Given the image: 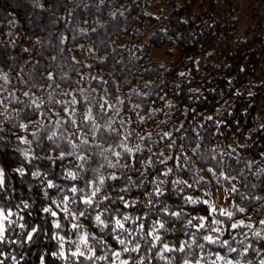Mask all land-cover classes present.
I'll list each match as a JSON object with an SVG mask.
<instances>
[{
    "label": "trees",
    "instance_id": "trees-1",
    "mask_svg": "<svg viewBox=\"0 0 264 264\" xmlns=\"http://www.w3.org/2000/svg\"><path fill=\"white\" fill-rule=\"evenodd\" d=\"M165 5L156 13L151 12L153 0H0V69L9 74L10 84L4 86L0 79V100L4 97V103L8 106L10 119L6 120L0 129V264H15L27 255L23 264H40V256L43 249H47L48 255L44 257L45 264H65V261L54 259L51 253L56 245L52 242L41 244L34 243L20 245L28 238L31 229L39 225L41 232L45 229L49 237L54 230L52 221L59 219L66 227L68 222L64 220L63 213L53 204V199L59 197L58 203L63 201V194L71 196L67 188L71 187V181L64 179L65 172L74 168L77 161L74 157H65L63 160L50 161L48 155L56 156L61 150L68 152V145L62 144L61 148H55L51 141L46 139L51 128L40 133L39 139L31 134V127L25 129L22 125L36 119V110L32 105L31 94L25 96L24 92L31 90L37 96L44 95L40 88L47 87L51 83L49 93L52 94V102L45 105V111L49 107L53 109L52 123L57 117L55 111L64 116V109L78 112L84 111L86 106H91L92 111L98 117L103 116L99 105L100 97L105 89L108 92L110 102L104 105L105 109H111L112 104H118L117 97L123 99L121 116L125 125L117 124L123 129L129 117L133 121L136 115L129 111L128 93L138 87L141 91H150L147 98L132 95V103L141 104L146 114L148 108L162 107L167 99H172L175 108L168 125H163L165 131L173 128V136L176 143L172 148L170 139L160 140L153 133L152 140H145L143 153H136L130 160L135 168H141L139 161L147 159L150 155L147 147L159 152L164 149V155H171L172 165L175 161H183L181 147L187 152L188 148L201 144L200 155L209 158L208 149L213 144H218L228 150L230 138L234 136L237 143L233 146L250 145L237 148L241 153V159H251L258 152L264 151V81L256 76L264 64V13L259 8L252 10V22L243 27L240 17L235 14L237 0H164ZM220 2L223 3L221 9ZM43 4V8H41ZM113 13L115 15L113 16ZM186 20L187 23H182ZM80 29H87L81 32ZM166 30L162 32L161 30ZM150 32V33H148ZM142 42V38L146 35ZM124 36L136 39V44H144L143 52L137 50L134 45H123ZM151 37V39H148ZM172 37V39H168ZM141 41V42H140ZM82 46H90L95 52L93 59L76 58ZM168 46L179 52L178 59L173 62L153 60L150 58L152 48ZM27 49V50H26ZM143 56L137 60L133 56ZM96 72L100 77L87 78L88 72ZM182 73V75H181ZM49 74L52 78L49 80ZM151 82L150 87H145ZM81 87L93 92L95 103L84 101L80 92H74L78 104L71 103L73 90ZM15 92L16 99L11 94ZM240 93V95H237ZM164 97L161 100L160 97ZM56 100L65 103L56 104ZM231 113V115H230ZM246 113V114H244ZM112 111H108L111 116ZM211 117V119H209ZM119 119V118H118ZM157 120L164 119L161 112ZM0 120H4L0 116ZM226 122V123H225ZM147 126L154 127L155 121L146 122ZM183 123L179 132L176 127ZM145 125L131 128L141 131ZM71 131V122L65 124ZM196 128L203 140L197 139L192 129ZM255 130V131H254ZM88 131V128H85ZM183 134V135H182ZM251 136L250 140H246ZM32 141L31 144L25 141ZM101 143L117 144L120 134H107L101 130L97 135ZM135 140V136L132 137ZM253 141L256 143L254 144ZM260 145L257 147L256 145ZM86 146L83 151L87 155ZM119 150V149H118ZM28 156L25 157L24 153ZM251 153L252 156L248 154ZM191 155V153H188ZM235 155V153L233 154ZM126 159H128L126 157ZM163 157H153L155 169L148 168V180L136 179L138 172L131 175L136 179L137 185L143 182V188L133 192V196L139 194L144 200L146 193L151 191L154 185L151 183L154 176L159 175L164 165L158 163ZM219 159V157H218ZM224 171L229 175H237L242 164L224 158ZM96 162L93 156L92 163ZM264 163V161H262ZM91 164L88 165L91 168ZM23 168V173L20 169ZM175 170V169H174ZM219 173L220 168L216 169ZM39 171L40 176L33 173ZM91 173H86V179ZM185 179L189 176L182 172ZM207 175V173H205ZM245 176L247 180H245ZM171 177H169L168 195L165 199L169 203L183 206V196H177L172 191ZM242 192L253 191L255 195H264V177L259 181L255 190L251 189L252 176L244 170L240 177ZM51 180L59 187H48ZM191 182V181H190ZM80 187L84 182L77 181ZM120 185V181L115 182ZM227 185V181H225ZM247 184V187L245 185ZM230 186V185H228ZM200 187H204L203 184ZM48 192V198H44V192ZM192 189H186L191 193ZM63 193V194H62ZM199 195V192L195 193ZM83 195V193H81ZM236 202L240 203L237 195ZM248 211L257 206L258 202L246 200ZM29 205L25 208L24 205ZM163 204L155 209L160 213ZM45 207L52 212L45 213ZM205 212L207 208L199 205ZM178 210V209H177ZM189 210L192 209L189 207ZM133 214L143 216L147 209L140 205L131 209ZM54 213V214H53ZM58 215V218H55ZM225 228L228 230L224 238L230 239L228 232H243L244 229H234L224 217ZM264 217V209L255 215L258 221ZM167 227L176 231L162 233L165 241H174L178 246L181 239H188L196 232V229H183V222L177 223L169 217ZM157 215H152L144 220L147 230L152 220ZM212 217H208L211 224ZM139 223V222H138ZM199 224V220L194 221ZM67 235V231L64 233ZM35 240L36 238L33 237ZM239 239V237H237ZM233 246L235 241L232 242ZM254 247L264 248V241L252 240ZM219 253V258L217 257ZM66 255L68 253L66 252ZM97 255L102 253L97 252ZM171 255V254H167ZM197 257L204 256L203 264H225L226 260H235L239 254L228 253L225 255L217 246H210L203 252L196 250ZM77 264L81 259L77 254ZM111 259V258H110ZM245 259L256 261L254 251L249 252ZM100 264H104L103 261ZM153 264H164V261L155 259ZM180 264V258H177Z\"/></svg>",
    "mask_w": 264,
    "mask_h": 264
},
{
    "label": "clouds",
    "instance_id": "clouds-1",
    "mask_svg": "<svg viewBox=\"0 0 264 264\" xmlns=\"http://www.w3.org/2000/svg\"><path fill=\"white\" fill-rule=\"evenodd\" d=\"M43 6L41 4V8ZM114 15L115 13H113ZM181 22L187 23L186 20ZM80 31L86 32L87 29H80ZM161 31L166 34V30L162 29ZM168 39H172V37H168ZM144 46V44L134 45L141 53ZM133 56L137 60L143 59L142 55L136 56L135 52H133ZM51 78L52 76L49 74V80ZM0 79L3 80L5 89L11 83L9 74L3 69H0ZM150 84L151 82L145 87H150ZM51 87V83L47 87L41 86L40 91L44 95L40 96L31 93L30 89L24 92L25 96L31 94L32 105L36 110V119L29 121L22 127L25 129L31 127V134L37 140L41 132L51 128L52 130L46 139L51 141L55 148H61L62 144H66L71 149L68 152L61 150L55 157L48 155L46 159L55 161L57 159L63 160L65 157H74L77 161L75 167L67 169L64 176V179L73 182L71 187L67 188V192L71 193V196L62 193L63 201L61 203H58L59 197L53 199V204L63 213L64 220L68 224L66 227L59 219L53 220L54 230L51 237H49L46 229L41 232L40 226L36 225L28 233V238L20 247H23V244H28L31 247L37 242L41 244L52 242L56 245L55 250L51 253L52 257L65 261V264H77V254L81 258L78 264H100L101 261L104 264H122L123 261H127L128 264H153L155 259L164 261V264H177L178 257L180 264H203L204 256L197 257L196 250L203 252L210 246H217L225 255L238 253L239 258L235 260V264H264V248L254 247L251 243L252 240L264 241V217L258 221L255 219V215L264 209V195H255L253 191L242 192L241 184L243 181L240 179L244 175V170L247 169V172L252 176V180L247 181V183L251 184L252 190L258 187L259 181L264 177V163H262L264 151L258 152L251 159L244 158L242 160L241 153L237 151V148L250 145L237 144L236 147L228 145V150H225L220 145L213 144L208 149L209 158H202L200 155L201 144L197 143L195 147L190 146L187 152L181 147L183 161L177 160L170 165L169 162L173 158L171 155L165 156L164 149L156 152L153 151L152 147H147L146 151L150 155L147 159L139 161L143 169L141 170L135 168L130 160L136 153H143L145 150L144 141L146 139L152 140L153 133L161 141L170 139L171 144L167 145L168 148H172L176 143L173 128L169 127L165 131L162 127L169 124L173 115L172 109L175 108V104L172 99H167L162 107L150 106L147 113L142 114L144 113L143 106L132 103V95L135 93L137 96L147 98L151 92L141 91L138 87L131 89L128 93L129 111L135 113L136 120L133 121L129 117L126 126L120 129L116 127L118 123L125 125L124 117L121 116L123 99L117 97L119 103L112 104L111 109H105L104 105L110 102L106 99L108 92L105 89L100 97L102 103L99 105L103 111L102 117L94 114L90 105L86 106L82 112H78L75 108L71 111L65 108L63 117L59 111H55L57 119L53 124V116L51 115L53 109L49 107L48 111L44 110L45 105L52 102V94L49 93ZM77 91L81 93L84 101L95 103L96 97L93 95L95 89L88 92L87 88L81 87L73 90V93L62 94L72 95L71 103L76 105L79 101L74 92ZM11 96L13 100L16 99L15 92ZM6 99L8 98L4 97V100ZM160 99L164 100L165 98L162 96ZM4 100H0V116L4 117V120H0V129H2L3 123L10 119L8 106ZM55 103L62 104L65 102L56 100ZM108 111H112L113 114L109 116ZM161 112L164 113V119L157 120L156 117ZM69 121L72 126L71 131L65 127ZM148 121H155V126H147L146 122ZM133 123H136L138 127L145 126L141 131H137L131 128ZM85 128H88L87 132ZM181 128H183V123L176 127L175 131L179 132ZM101 130L109 135L119 133V142L115 145L101 143L97 140V135L101 133ZM192 133L197 139L203 140L196 128L192 129ZM133 136H135V140H132ZM250 139L251 136L246 137V140ZM25 141L29 144L32 143L27 138ZM253 143L256 142L253 141ZM89 145L91 147H88L87 151L92 155H87L83 151ZM256 146L259 147L260 145L257 144ZM189 152L191 155L188 154ZM234 153L235 155H233ZM24 155L27 157L28 153L25 152ZM248 155L252 156L251 153ZM93 156L96 157L94 164L92 163ZM161 156L163 159H159L158 163L165 167L159 175L153 177L151 183L154 187L152 190L146 193L144 200L139 194L133 196L134 191L144 186L143 182L137 185L136 179L142 177L144 181H147L148 168L155 169L156 167L153 163V157ZM225 157L243 165L237 175L229 176L224 171ZM90 164L92 165L91 168L88 167ZM217 168H220L219 173ZM20 171L23 173V168ZM88 172L91 175L86 179ZM133 172L139 173L136 179L131 175ZM182 172L187 173L189 178L185 179L181 175ZM33 175L38 177L41 173L36 171ZM169 177L172 178V191L177 196H183V206H174L165 199L168 195ZM118 180L121 182L120 185L115 183ZM245 180H247L246 176ZM77 181L84 182L85 186L80 187L75 183ZM225 181H227V185ZM201 184L204 187H200ZM48 187H59V185H55L53 181L49 180ZM186 189L193 191L187 193ZM197 192L199 195L195 194ZM237 195L240 196V203L236 202ZM44 198H48L47 191L44 192ZM246 200L258 202L251 213L244 203ZM161 204L164 205L163 208H161L160 213H156L155 209ZM201 204L207 208L206 212L199 208ZM138 205L142 209L148 210L143 213V216L135 215L131 211ZM24 207L28 208L29 205L25 204ZM189 207L192 209L191 211ZM43 211L50 213L52 209L45 207ZM217 213L220 217L226 218L234 229H244V231L234 234L228 232L230 239H225V233L228 231L225 228V220L219 219ZM152 215H157V219L152 220L150 227L146 230L144 220ZM165 216L177 223L183 222L185 231L196 229V232L192 233L188 239H181L178 246L174 241H165L161 244L162 233L176 231L175 228L169 229L167 227L169 221L163 218ZM208 217H212L211 224L207 223ZM197 220H199V224L194 223ZM65 231H67V235L64 234ZM33 237L36 239L34 240ZM2 239L3 236L0 234V240ZM233 241H235L236 246H233ZM250 251L255 252V262L252 259H245L249 256ZM97 252L102 253V255H97ZM116 252H120V255H114ZM46 255H48L47 249H43L40 264H45L44 257ZM217 257L219 258V253H217ZM27 258L25 254L20 261H16L15 256L12 257V260L15 264H23V260ZM212 264H216V261H213ZM225 264H233V261L226 260Z\"/></svg>",
    "mask_w": 264,
    "mask_h": 264
},
{
    "label": "rangeland",
    "instance_id": "rangeland-1",
    "mask_svg": "<svg viewBox=\"0 0 264 264\" xmlns=\"http://www.w3.org/2000/svg\"><path fill=\"white\" fill-rule=\"evenodd\" d=\"M153 8H151L152 13H156L157 10L162 9L165 5L164 0H153ZM221 9L223 8V3L220 2ZM235 14L240 17L243 27H247L253 20L252 10L253 8H259L264 13V0H237L236 6H235ZM150 33V32H148ZM148 33L142 38V42L146 39ZM140 41V42H141ZM121 43L123 45H134L136 44V39L131 36H124ZM179 52L175 49H172L168 46H163L160 48H152L150 52V58L153 60H162L165 62H173L178 59ZM96 57L95 52L92 50L90 46H82L80 48L79 53L76 55V58H83V59H93ZM256 76L261 81H264V64L261 69L258 70ZM87 78L90 77H100V74L96 72H88L86 74ZM237 143V140L234 136L230 138V144L235 145ZM235 264V263H233Z\"/></svg>",
    "mask_w": 264,
    "mask_h": 264
},
{
    "label": "snow or ice",
    "instance_id": "snow-or-ice-1",
    "mask_svg": "<svg viewBox=\"0 0 264 264\" xmlns=\"http://www.w3.org/2000/svg\"><path fill=\"white\" fill-rule=\"evenodd\" d=\"M114 255L119 256L120 255V252H116V253H114ZM122 264H128V262L127 261H123Z\"/></svg>",
    "mask_w": 264,
    "mask_h": 264
},
{
    "label": "water",
    "instance_id": "water-1",
    "mask_svg": "<svg viewBox=\"0 0 264 264\" xmlns=\"http://www.w3.org/2000/svg\"><path fill=\"white\" fill-rule=\"evenodd\" d=\"M55 218H58V215H55Z\"/></svg>",
    "mask_w": 264,
    "mask_h": 264
}]
</instances>
